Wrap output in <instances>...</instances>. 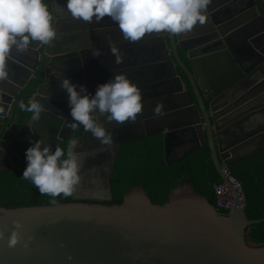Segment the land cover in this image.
Wrapping results in <instances>:
<instances>
[{
    "label": "water",
    "instance_id": "water-1",
    "mask_svg": "<svg viewBox=\"0 0 264 264\" xmlns=\"http://www.w3.org/2000/svg\"><path fill=\"white\" fill-rule=\"evenodd\" d=\"M48 2L55 28L60 12L68 11L65 0ZM258 2L264 8V0ZM254 5L255 0H211L205 23L191 32L150 33L136 42L125 40L107 16L112 26L107 31V25L69 19L76 20L72 28L68 25L69 33H76L69 34L62 54L56 40L40 51L39 41H31L25 54L11 49L5 61L8 76L0 81L2 154L16 157L19 145L37 140L51 141L54 150L71 139L81 167L69 202L0 208V264H264V243L247 241L251 227L264 217L247 220L245 204L222 214L190 185L180 184L162 205L152 204L141 187L124 194L119 205H107L122 144L161 136L167 166L206 145L222 181L221 166L230 168L264 149V90L246 81L236 65L251 49L252 38L264 31V18ZM100 33L104 40L96 44ZM112 47L122 58L119 64ZM96 50L98 57L92 55ZM179 52H184L188 67ZM211 68L220 70L210 75ZM115 74H125L141 89L142 112L123 124L101 116L99 122L112 133V143L102 144L82 126L72 127L60 81L70 77L94 94ZM20 99L42 103L39 120L15 122ZM157 106L160 115L154 112ZM255 138L263 142L234 156ZM17 221L23 225L17 230L19 242L10 247L8 238Z\"/></svg>",
    "mask_w": 264,
    "mask_h": 264
},
{
    "label": "clouds",
    "instance_id": "clouds-1",
    "mask_svg": "<svg viewBox=\"0 0 264 264\" xmlns=\"http://www.w3.org/2000/svg\"><path fill=\"white\" fill-rule=\"evenodd\" d=\"M211 0H65V7L74 19L97 22L109 17L120 29L128 42H136L145 34L165 32L172 35L186 34L198 23L203 25ZM56 36L52 15L44 0H0V81L7 78L5 61L12 48L19 53L28 51L31 41L48 44ZM117 64L122 58L115 47L111 48ZM101 55L99 50L92 53ZM67 93L69 116L72 127L82 126L102 144L112 143V133L99 122L104 116L118 124L134 122L142 112V93L136 83L125 74H115L106 83L99 84L94 94L86 86L72 83L70 77L60 81ZM19 108L31 114L37 121L45 110L39 100L21 102ZM161 114V107L154 109ZM43 145V146H42ZM4 149L0 147V154ZM26 167L22 178L30 180L41 194L56 197L70 196L80 181L81 167L78 157L69 144L67 151L61 147L53 150L37 140L25 150ZM15 228L8 238V245L19 242L23 225L14 222ZM3 233H0V239ZM27 246V245H25Z\"/></svg>",
    "mask_w": 264,
    "mask_h": 264
},
{
    "label": "trees",
    "instance_id": "trees-1",
    "mask_svg": "<svg viewBox=\"0 0 264 264\" xmlns=\"http://www.w3.org/2000/svg\"><path fill=\"white\" fill-rule=\"evenodd\" d=\"M49 10L48 0H44ZM179 75L185 79L179 70ZM188 88V84L186 83ZM19 100L15 114L17 123L24 124L31 114L22 111ZM70 140L59 147L67 151ZM26 159L13 168L0 172V208L48 206L67 203L70 196L60 194L52 197L41 194L30 180L22 178ZM230 174L240 183L245 199L247 220H260L264 217V149L228 168ZM210 159L208 147L202 146L189 154L183 161L167 166L163 157L161 136H152L120 145L113 174L110 179L112 202L119 205L124 194L133 187H141L152 204L162 205L167 201L171 189L180 184H188L195 193L204 196L215 207L213 188L220 182ZM221 212V211H220ZM225 214V212H221ZM247 241L255 244L264 243V222L251 227Z\"/></svg>",
    "mask_w": 264,
    "mask_h": 264
},
{
    "label": "flooded vegetation",
    "instance_id": "flooded-vegetation-1",
    "mask_svg": "<svg viewBox=\"0 0 264 264\" xmlns=\"http://www.w3.org/2000/svg\"><path fill=\"white\" fill-rule=\"evenodd\" d=\"M254 7L257 10V12L261 16H263V18H264V8L261 5V3L258 2V0H255ZM60 13H61L62 17H60V19L58 20V24L55 26V28L53 27L55 32H56V36L53 40L58 41L59 48H62V47L65 48V47L69 46V41H70L69 34H75L76 33V30H74L73 33H69V29L67 27L69 25L72 28L73 27L72 24H74L76 22V20H74L73 22H70V21L67 22L69 19H71V20L74 19L71 17V14L69 12H66V11H61ZM66 22L69 24H65ZM91 24L93 27L98 26L100 24L102 26V28H104L107 25L103 30H106V29L108 30L110 27H112L111 23L109 22L108 19H106V17H104L103 19H101L98 22L95 19H93ZM81 33H83V31H81ZM87 36H88L89 40H91L93 37L91 34H87ZM71 39H72V41H74L75 38H71ZM102 40H104V37H103V34L100 33L98 35L96 34V38L93 42L97 44V43H100ZM34 42L37 43L36 41H34ZM35 43H33V44H35ZM46 45L47 44H43L42 42H39L38 50L39 51L42 50ZM63 48L60 49L61 54L63 52ZM250 48L251 49L247 48V50H246L247 54L245 55L243 61H241V63H236V65L238 67L239 72H241L243 74V78H246L245 79L246 81H249V82L251 81V85L255 83L261 89L264 90V31L261 32V34H259L257 37L252 38V40L250 42ZM53 54H58V53L53 52ZM30 55L32 58H34L33 53H31ZM179 57L181 58V60L185 64V66L188 67V63H187V60L185 59L184 52H179ZM23 60H26V59L23 58ZM34 60H36V59H34ZM28 64H30V66L34 67L33 62L28 63ZM179 70L180 69H177L178 75H179ZM219 70H220L219 68H218V70H216L215 68H211V70H209L208 73L210 75L217 74ZM183 82H184L185 87H186V83L188 84L186 78L183 79ZM188 88H189V84H188ZM263 100H264V98H263ZM260 142L262 143L263 140L260 138H255L251 142H248L247 145H245V146H249L250 149L253 150L259 146ZM43 143H44V145H50V146L52 145V142L47 141V140L43 141ZM30 146H31L30 144L19 145V149H18L19 154H15L16 157L13 156V154L12 155L11 154L10 155L9 154H0V172H5V171L13 168L14 166H16V164L19 163L20 161H22L25 158V150ZM249 150L244 152L243 150H241V148L236 149L234 156L238 157L239 155H243L244 153L248 152ZM241 151H243V152H241Z\"/></svg>",
    "mask_w": 264,
    "mask_h": 264
},
{
    "label": "built area",
    "instance_id": "built-area-1",
    "mask_svg": "<svg viewBox=\"0 0 264 264\" xmlns=\"http://www.w3.org/2000/svg\"><path fill=\"white\" fill-rule=\"evenodd\" d=\"M220 174L224 181L220 179L221 181L213 188L215 209L219 212H231L234 208H243L245 199L240 183L225 166L220 167Z\"/></svg>",
    "mask_w": 264,
    "mask_h": 264
},
{
    "label": "crops",
    "instance_id": "crops-1",
    "mask_svg": "<svg viewBox=\"0 0 264 264\" xmlns=\"http://www.w3.org/2000/svg\"><path fill=\"white\" fill-rule=\"evenodd\" d=\"M118 53V52H117ZM107 55H109V54H107ZM15 122H17V121H15ZM252 147V146H251ZM247 148V149H246ZM245 149V150H244ZM250 149V147L249 146H245V147H243V148H241V150H243L244 152L245 151H247V150H249ZM250 150H252V149H250ZM243 151H241V152H243Z\"/></svg>",
    "mask_w": 264,
    "mask_h": 264
}]
</instances>
